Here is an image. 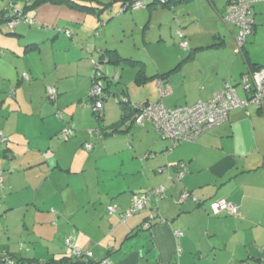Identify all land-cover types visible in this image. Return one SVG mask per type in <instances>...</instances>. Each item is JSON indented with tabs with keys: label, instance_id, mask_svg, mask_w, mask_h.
Here are the masks:
<instances>
[{
	"label": "crops",
	"instance_id": "crops-1",
	"mask_svg": "<svg viewBox=\"0 0 264 264\" xmlns=\"http://www.w3.org/2000/svg\"><path fill=\"white\" fill-rule=\"evenodd\" d=\"M192 1H173L171 8ZM228 2L220 11L223 18ZM28 15L37 29L24 23L11 35L2 26L7 36L24 41L11 46L6 39H0V58L12 53L20 55L21 48L28 54L38 50L42 54L50 43L47 40L56 41L51 46L62 41L59 45L76 50L78 59L75 68L57 76V106L62 110L70 108L77 98L82 103L85 93L75 95L78 84L73 78L84 76L89 88L87 46L74 48L72 42L60 37L59 31L72 28L81 39V26L94 22V18L89 20L90 14L51 4ZM255 27L257 35L256 24ZM222 34L219 29L214 31L213 39L196 40L187 57L169 66L164 63L163 68L158 66L152 72L141 68L142 73H130L121 79V94L127 96L131 106L159 101L168 108L193 106L211 100L228 80L237 87L241 76L254 64L264 67L263 60L253 58L247 45L243 59H236L231 66V53L225 54L224 48L227 40L233 39ZM184 36L187 37L185 33ZM103 48L97 47L100 51H119L115 46ZM189 68L195 69L189 72ZM111 83L110 79L106 85L107 99ZM137 87L143 88L141 99L135 94ZM162 88L170 94L162 96ZM242 90L237 92L246 99L247 92ZM173 95L174 100H168ZM4 105L0 103L2 113ZM26 105L18 99L12 108L15 118L8 119L11 114L4 113L6 124L0 127L9 139L5 147H0V172H4L5 179L0 195L6 197L8 210L23 214V230L31 244L29 248L21 247L17 254L6 253L23 260L21 264H264V106L250 104L233 110L224 123L195 142L174 144L163 138L160 142L151 123L146 128L130 126L131 120L124 112L116 121L100 123L97 136L90 137L87 132L65 142L60 132L72 127L77 118L71 116L60 128L45 132L44 108L35 113ZM118 123L119 131L104 134L112 132ZM37 125H41L40 133L33 129ZM86 144L93 148H81ZM144 153L153 160H143ZM180 163L186 164L183 178H179ZM90 169L94 172L88 174ZM137 173L141 178L135 179ZM156 186L159 187L155 189ZM161 188L165 190L163 196H152L143 210L122 218L136 195ZM184 194L188 196L183 198ZM215 201L231 202L238 207V213L213 214L210 206ZM111 206H117L118 211L111 214ZM9 214L0 221L5 228ZM148 222L150 228L145 226ZM67 239L83 252H93L94 258L89 263L77 260L72 248H67Z\"/></svg>",
	"mask_w": 264,
	"mask_h": 264
},
{
	"label": "rangeland",
	"instance_id": "rangeland-1",
	"mask_svg": "<svg viewBox=\"0 0 264 264\" xmlns=\"http://www.w3.org/2000/svg\"><path fill=\"white\" fill-rule=\"evenodd\" d=\"M226 1L227 0H213L215 3L213 5L209 0H193L191 3L178 5L177 8L173 9L165 7L152 10L146 6L139 9L133 8L128 11L120 10V6L117 4L112 9L105 12L102 16V20H99L97 15L90 14L89 20L94 18L95 21H88L87 25L81 26L83 27L81 39L78 38V35L76 36L72 28H68L69 30L61 28L59 31L60 37L72 42L73 44L71 45H74V48L80 50L82 45L87 46L85 53L91 64L89 88L87 87L84 76H76L73 78L74 83L78 84V91H75V95H79L80 91L85 93V96L82 98V103H79V98H77L74 106L64 110L57 106L60 99L57 76L60 72H70L75 68L78 59V52L76 50L62 48V45H59L62 44V41L55 46H51V44L56 41L49 39L47 41L50 43L44 46L42 54L39 50L28 54L24 52V48L23 50L21 48L20 55L14 56V53L5 55L4 58H0V103L5 104L3 113L1 110L3 105L0 107V127L2 128L6 124L5 121L7 119L4 113L11 114L8 119L15 118L12 108L19 99L24 104H27V107H32L35 113H39L40 110L44 108L43 113L47 122L44 127L45 132L60 128L71 116L77 118V121H75L74 125L71 127L74 129V137L66 141L64 130L60 132L65 142L78 139L86 135L87 132L89 133L90 130H94L96 133L94 135L89 133L90 135L88 136H97L100 133V129L97 130L100 123H111V121H116L123 113L122 103H124V100H128V98L125 94H121L123 87L121 79H125L130 73L134 74V72H138L140 68H143V70L144 68H148V72H152L155 71L158 66L163 68L162 65L164 63L169 66L174 63L176 59L187 57L196 40L208 41L213 39L212 36L214 35V31H218L219 29L223 33L222 36H228L229 39H233L232 41L227 40L226 47L224 48L225 54L231 53L230 63L232 66V62L236 59H238V61L243 59V53L236 52L238 46L236 38L239 34L238 27L225 21L223 17H221L220 11L225 9ZM6 4L7 0H0V10H3ZM18 5V8H22L24 0H19ZM253 10L257 13H255V15L251 14V19L254 20L257 26L258 34L256 35L255 31L254 34L250 35L246 45L249 46V51L253 58L261 59L264 62V3H256ZM28 26L29 28L37 29L35 25ZM39 31L41 32V30ZM179 31L187 35L184 41L189 43L188 48L183 46L184 41L180 37ZM5 32L6 29L4 30L1 27L0 39H6L11 46H16L24 41V39H18L16 36H7ZM42 34L44 33H39V35ZM101 45L104 47L103 49H106L107 46H115L119 49L118 53L124 58L133 59L138 62H136L135 67H133L129 64H113L107 60H102L103 58L100 56V50L97 49V47ZM81 51L83 52L84 50ZM97 64L106 74L108 73L107 75L110 76L109 79H111L112 82L110 86L111 93L108 95V99L106 98L103 101L104 120L97 118L93 113V108L89 105L94 103V101L90 100V95L93 89V76ZM190 64L191 63H188V65ZM189 69L190 72L195 68ZM242 79L243 75L241 76L240 83L236 87V90L239 92L244 88ZM107 83V79H103V84L105 86ZM49 88L57 89L58 94L55 99L49 96ZM86 88H88V91H85ZM137 88L135 94L141 99L144 97V93H142L143 88ZM244 90L245 89L242 91ZM103 95L107 96V92H104ZM153 97L154 95L152 94V101H154ZM174 97L175 95L167 98L173 101ZM61 102H63V100ZM50 107L53 109L52 112H50ZM147 125H150V123L146 121L143 124H133V126L142 128H146ZM32 126L33 125L30 126V129H32ZM40 128L41 125H37L35 128L33 127L34 131L37 133H40ZM9 129L10 128H8V130ZM155 132L157 133L156 130ZM156 136L160 142H163L162 137L158 133ZM8 140V137L0 131V142H3L0 147H5ZM83 147L82 145L81 148ZM84 151L85 153H89L88 151L86 152L85 149ZM168 152L171 153L170 151ZM160 155L161 154H159V156ZM141 157L145 161L153 160V158L149 159L148 154L145 155V153ZM153 157H155V155ZM165 169L167 170L168 166H166ZM93 172V169H90L88 174ZM3 173L0 178V185L2 186L4 184L3 181L5 182ZM166 173L167 172L159 174L164 175ZM134 177L135 179L141 178L139 173L135 174ZM166 182H168V179H166ZM158 187L159 186H156L155 189ZM147 190L149 191L150 189ZM144 191L145 190H143V192ZM5 201L6 197L0 195V221L5 214L7 215V213H10L9 220L6 221V228L0 225V255L5 254L6 251H11V254H17L21 247L24 246V248H29L31 246L29 235L27 231L23 230L25 226L21 220V215L23 214H19L17 210H8L7 208H9V205ZM67 248L69 247L67 246ZM71 250L73 251V249Z\"/></svg>",
	"mask_w": 264,
	"mask_h": 264
},
{
	"label": "built area",
	"instance_id": "built-area-1",
	"mask_svg": "<svg viewBox=\"0 0 264 264\" xmlns=\"http://www.w3.org/2000/svg\"><path fill=\"white\" fill-rule=\"evenodd\" d=\"M263 2L264 0H232L228 4L227 11L224 16V20L234 24L239 29L237 35V50L236 52H243V49L247 43V39L250 35L254 34V20H252L253 7L256 3ZM145 0H139L136 2L134 9L146 7ZM17 25V22H13L9 25L13 28ZM180 37L186 40L184 33L179 32ZM183 46L188 48L189 43L183 42ZM104 71L100 69L98 64L96 65V71L93 76V89L91 95L96 99L91 107L97 114L102 115L103 101L99 100L104 92L103 78ZM242 83L244 89L247 92V98L242 99L234 85L231 82H226L222 90L215 93L213 98L209 101H199L193 106L168 108L161 101L156 103H148L138 107L137 112L133 115L134 123L143 124L145 121L151 123L157 133L163 138L170 140L174 144H181L184 142H195L201 135L208 130L224 123L231 111L236 109H245L250 104L257 105L259 107L264 106V69L250 71L243 76ZM49 96L52 99L58 94L56 88L48 89ZM170 94L168 89H163L161 95ZM128 100H124L127 103ZM90 134L96 133L94 130L89 131ZM98 133V132H97ZM74 136L73 129H66L64 131V137L66 140L71 139ZM92 144H86L85 149L91 150ZM185 163H180L178 167L179 178H183L185 175ZM0 172V178H1ZM164 189H157L146 193H141L133 198L132 206L123 213L122 218L127 219L139 211L143 210L152 196L157 198L163 196ZM188 196L184 194L183 198ZM211 211L213 214H219L222 212L230 215H236L238 213V207L228 201H215L211 203ZM111 214L118 211L117 206H111L109 208ZM150 222L145 224L146 228H150ZM182 235V233H178ZM68 247L73 249V254L79 260L87 262L94 258L93 252H83L79 248H74L71 239H67ZM107 263V262H106Z\"/></svg>",
	"mask_w": 264,
	"mask_h": 264
},
{
	"label": "trees",
	"instance_id": "trees-1",
	"mask_svg": "<svg viewBox=\"0 0 264 264\" xmlns=\"http://www.w3.org/2000/svg\"><path fill=\"white\" fill-rule=\"evenodd\" d=\"M19 0H8L7 5L5 6V8H3V10L1 11L0 14V28L2 26H5L7 28V32L11 35L15 34V29L20 26L21 24L27 23L30 25H33V19L31 17H29L28 13H30L31 11H34L36 9H38L39 7L46 5V4H51V5H55V6H67L68 8H70L71 10H75V11H79V12H84L87 14H95L97 15L99 20H102V16L105 14L106 11L112 9L115 5L118 4V6H120V10L122 11H128L130 9H133L136 2L139 0H24V5H23V9L19 10L17 9V4H18ZM23 1V0H20ZM147 3L148 8L150 9H157V8H171L172 6V2L173 1H190V0H145ZM232 0H229L228 4L231 2ZM254 8V7H253ZM253 14V12H252ZM13 22H17V25L14 26L13 28H10L9 25ZM254 31H255V23H254ZM32 45H30L31 47ZM29 46H26L27 49ZM33 47V46H32ZM101 53V57L103 58L102 60H107L110 63L113 64H129L132 65L133 67H135L136 62L138 61H134L133 59H126L124 58L122 55H120L118 53L117 50H110L107 49L100 51ZM143 69V68H142ZM142 69H139V73H142ZM264 69V67L261 66H257L254 64L253 69L250 68V71H255V70H261ZM246 73L243 74V76ZM138 77L140 78V75L138 74ZM103 79H107L108 82H110V79H108V75L104 72V75L102 76ZM108 86V85H107ZM104 85V92L108 91V87ZM103 92V93H104ZM107 98V96L102 95L101 98H99V100L104 101ZM95 97L90 95V100L91 101H95ZM130 100H128L127 105H129L132 109H133V114L135 115V113L138 110V107H140L141 105H145V104H141V105H134L131 106L130 105ZM94 115L97 116V118H100L101 120H104V111L102 110V115L97 114V112L94 110L93 111ZM130 121V126H133L134 124V118L131 116L129 118ZM125 120V119H123ZM123 122V121H122ZM115 128H112V132L109 131H105L104 134H115L117 131H119V126L120 123L115 124ZM71 127H67L66 129H70ZM65 129V130H66ZM73 129V128H71ZM64 130V131H65ZM74 130V129H73ZM91 131V130H90ZM79 260V259H77ZM23 260L20 259H15V257L13 255H9L8 253L2 254L0 255V264H21ZM82 261V260H80ZM91 260L84 262L83 263H89Z\"/></svg>",
	"mask_w": 264,
	"mask_h": 264
},
{
	"label": "water",
	"instance_id": "water-1",
	"mask_svg": "<svg viewBox=\"0 0 264 264\" xmlns=\"http://www.w3.org/2000/svg\"><path fill=\"white\" fill-rule=\"evenodd\" d=\"M122 104H123L122 110L125 113L126 117L127 118H130L131 116L133 117V115H132L133 109L129 105H127V103H122Z\"/></svg>",
	"mask_w": 264,
	"mask_h": 264
},
{
	"label": "clouds",
	"instance_id": "clouds-1",
	"mask_svg": "<svg viewBox=\"0 0 264 264\" xmlns=\"http://www.w3.org/2000/svg\"><path fill=\"white\" fill-rule=\"evenodd\" d=\"M74 137V136H73ZM67 141V140H66ZM85 147V146H84ZM87 150V149H86Z\"/></svg>",
	"mask_w": 264,
	"mask_h": 264
}]
</instances>
